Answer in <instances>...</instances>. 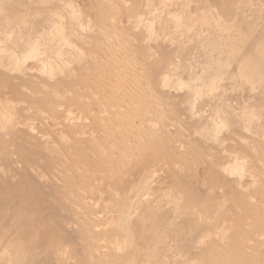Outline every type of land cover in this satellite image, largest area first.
Returning a JSON list of instances; mask_svg holds the SVG:
<instances>
[{
  "label": "rangeland",
  "instance_id": "374dc122",
  "mask_svg": "<svg viewBox=\"0 0 264 264\" xmlns=\"http://www.w3.org/2000/svg\"><path fill=\"white\" fill-rule=\"evenodd\" d=\"M0 264H264V0H0Z\"/></svg>",
  "mask_w": 264,
  "mask_h": 264
},
{
  "label": "bare ground",
  "instance_id": "6f19581e",
  "mask_svg": "<svg viewBox=\"0 0 264 264\" xmlns=\"http://www.w3.org/2000/svg\"><path fill=\"white\" fill-rule=\"evenodd\" d=\"M123 6V5H122ZM105 11V10H104ZM108 13V12H107ZM98 14V13H97ZM106 28V27H105ZM105 31V30H104ZM116 32V31H115ZM118 43V42H117ZM120 44V43H119ZM126 44V43H125ZM123 47V46H122ZM130 48V47H129ZM105 54V53H104ZM136 70V69H135ZM129 76V75H128ZM144 76V75H143ZM113 77V76H112ZM126 78V77H125ZM137 78V77H136ZM104 79V78H103ZM141 79V78H140ZM150 86V85H149ZM124 87V86H123ZM119 91V90H118ZM142 92V91H141ZM153 92V91H152ZM143 102V101H142ZM145 102V101H144ZM123 104V103H122ZM136 104V103H135ZM154 105V104H153ZM151 106V105H150ZM158 108V107H157ZM152 111V110H151ZM159 113V112H158ZM69 115V114H68ZM100 116V115H98ZM138 116V115H137ZM140 118V117H139ZM148 122V121H147ZM148 127V126H147ZM169 133V132H168ZM145 136V135H144ZM67 143V142H66ZM97 149V148H96ZM146 185V184H145ZM228 251V250H227ZM256 256V255H255Z\"/></svg>",
  "mask_w": 264,
  "mask_h": 264
}]
</instances>
